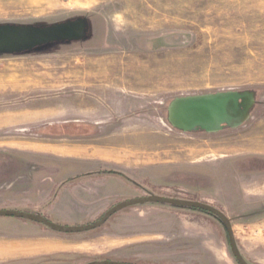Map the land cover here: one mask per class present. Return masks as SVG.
Here are the masks:
<instances>
[{
    "label": "rangeland",
    "instance_id": "rangeland-1",
    "mask_svg": "<svg viewBox=\"0 0 264 264\" xmlns=\"http://www.w3.org/2000/svg\"><path fill=\"white\" fill-rule=\"evenodd\" d=\"M4 27L63 35L0 49V210L82 226L132 198L192 199L264 264V212L235 215L264 204V0H0ZM226 91L258 100L241 127L169 124L174 98ZM235 161L244 173L223 168ZM102 260L238 264L220 220L176 205L126 207L78 233L0 216V264Z\"/></svg>",
    "mask_w": 264,
    "mask_h": 264
},
{
    "label": "water",
    "instance_id": "water-1",
    "mask_svg": "<svg viewBox=\"0 0 264 264\" xmlns=\"http://www.w3.org/2000/svg\"><path fill=\"white\" fill-rule=\"evenodd\" d=\"M63 32L58 29H27V28H0V49H17L42 39L58 37ZM240 100V102H239ZM253 103V93L226 91L211 94L191 95L174 98L168 106V122L173 127L183 132H190L196 128L215 133L225 124L230 128H237L249 118V108ZM145 203H164L189 209L206 211L221 221L227 232L228 244L231 254L238 264H248L239 252L231 224L226 215L219 209L199 201L186 199H173L162 196L137 197L122 201L108 209L97 221L82 225L68 226L56 224L40 215L17 211L0 210V216L26 219L43 224L53 231L61 233H78L93 230L101 226L116 212L130 206ZM90 264H132L112 260L96 261Z\"/></svg>",
    "mask_w": 264,
    "mask_h": 264
},
{
    "label": "flooded vegetation",
    "instance_id": "flooded-vegetation-1",
    "mask_svg": "<svg viewBox=\"0 0 264 264\" xmlns=\"http://www.w3.org/2000/svg\"><path fill=\"white\" fill-rule=\"evenodd\" d=\"M257 99H256V97H254V94H253V103L250 105V108H249V118L246 120V121H244L240 126H238L237 128H239V127H241L242 125H244L250 118H251V116H252V112L254 111V109H255V107H256V105H257ZM239 102H240V100H239ZM167 112V111H166ZM231 129H233V128H230V127H228L227 125H225V124H223L222 125V128H221V130H219L218 132H223V131H227V130H231ZM235 129V128H234ZM191 133H207L206 131H204V130H201L200 128H196V129H194L193 131H190ZM216 133V132H215ZM225 165V167H223V168H226V169H230L231 167L233 168V169H238L240 172H243L244 173V171L243 170H245L246 169V165L244 166V164L242 163V162H238V161H235V162H232V164L230 165L229 164V162L228 163H226V164H224ZM248 165V164H247ZM248 167H250V165L248 166ZM247 173V172H246ZM225 182V181H224ZM231 183V182H230ZM229 183V184H230ZM226 184V183H225ZM228 184V183H227ZM231 185V184H230ZM239 192V191H238ZM228 196V195H227ZM163 197V196H162ZM167 198H172V197H167ZM173 199H182V198H173ZM186 200H192V199H186ZM193 201H195V200H193ZM234 204V203H233ZM235 205V207H237V205L238 204H234ZM192 210H199V209H192ZM199 211H203V210H199ZM203 212H206V211H203ZM239 212V211H238ZM264 212V204L263 205H261V207L259 208V209H257V210H253V211H250V212H244V213H239V214H235L236 216H255V215H259V214H261V213H263ZM206 213H208V212H206Z\"/></svg>",
    "mask_w": 264,
    "mask_h": 264
},
{
    "label": "crops",
    "instance_id": "crops-1",
    "mask_svg": "<svg viewBox=\"0 0 264 264\" xmlns=\"http://www.w3.org/2000/svg\"><path fill=\"white\" fill-rule=\"evenodd\" d=\"M45 145H50V144H45ZM37 245H48L49 246L51 244L49 242H42V243H37V244H35V245H33L31 247V244H18V245H14V243H10V244H8V246L4 245L3 247H5V249H10L9 246H12L16 250L10 249V252H18L17 249L20 250V251H23V250H26V249L29 250V251H34L32 249H35L36 247L34 248V246H37Z\"/></svg>",
    "mask_w": 264,
    "mask_h": 264
},
{
    "label": "trees",
    "instance_id": "trees-1",
    "mask_svg": "<svg viewBox=\"0 0 264 264\" xmlns=\"http://www.w3.org/2000/svg\"><path fill=\"white\" fill-rule=\"evenodd\" d=\"M126 263H128V262H126Z\"/></svg>",
    "mask_w": 264,
    "mask_h": 264
}]
</instances>
